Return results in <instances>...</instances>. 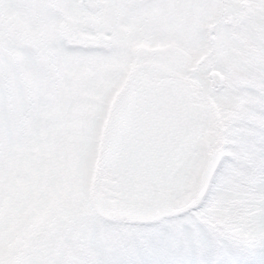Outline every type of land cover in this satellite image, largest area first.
Returning a JSON list of instances; mask_svg holds the SVG:
<instances>
[{
    "label": "snow or ice",
    "instance_id": "1",
    "mask_svg": "<svg viewBox=\"0 0 264 264\" xmlns=\"http://www.w3.org/2000/svg\"><path fill=\"white\" fill-rule=\"evenodd\" d=\"M0 264H264V0H0Z\"/></svg>",
    "mask_w": 264,
    "mask_h": 264
}]
</instances>
